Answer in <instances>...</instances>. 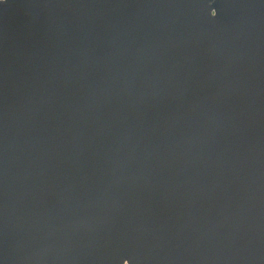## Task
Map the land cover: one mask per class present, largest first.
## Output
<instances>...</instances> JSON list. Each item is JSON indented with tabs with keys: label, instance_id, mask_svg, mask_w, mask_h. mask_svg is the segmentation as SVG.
I'll return each instance as SVG.
<instances>
[{
	"label": "water",
	"instance_id": "1",
	"mask_svg": "<svg viewBox=\"0 0 264 264\" xmlns=\"http://www.w3.org/2000/svg\"><path fill=\"white\" fill-rule=\"evenodd\" d=\"M0 264H264V0H0Z\"/></svg>",
	"mask_w": 264,
	"mask_h": 264
}]
</instances>
